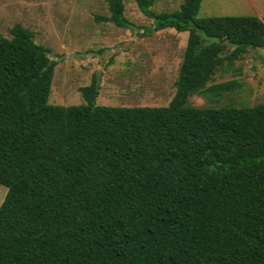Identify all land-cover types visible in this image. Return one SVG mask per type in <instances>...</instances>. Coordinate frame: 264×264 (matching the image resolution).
Here are the masks:
<instances>
[{"label": "trees", "instance_id": "trees-1", "mask_svg": "<svg viewBox=\"0 0 264 264\" xmlns=\"http://www.w3.org/2000/svg\"><path fill=\"white\" fill-rule=\"evenodd\" d=\"M153 1L136 3L156 30L189 32L165 106L97 105L96 74L83 103L50 104L49 49L19 23L0 34V264H264V103L187 105L217 66L264 46V19Z\"/></svg>", "mask_w": 264, "mask_h": 264}, {"label": "rangeland", "instance_id": "rangeland-1", "mask_svg": "<svg viewBox=\"0 0 264 264\" xmlns=\"http://www.w3.org/2000/svg\"><path fill=\"white\" fill-rule=\"evenodd\" d=\"M127 24H116L106 0H0V34L10 38L19 23L56 61L50 104L84 102L81 87L99 78L97 105L165 106L175 81L189 32L174 27L156 30L136 0H122ZM184 0H154L155 13L179 10ZM197 18L257 16L264 19V0H201ZM234 48L224 50L229 53ZM223 86L221 90L212 86ZM264 103V46L247 48L232 64L217 66L205 90L189 96L196 107H247ZM7 188L0 184V204Z\"/></svg>", "mask_w": 264, "mask_h": 264}, {"label": "water", "instance_id": "water-1", "mask_svg": "<svg viewBox=\"0 0 264 264\" xmlns=\"http://www.w3.org/2000/svg\"><path fill=\"white\" fill-rule=\"evenodd\" d=\"M226 48H229V44L226 46Z\"/></svg>", "mask_w": 264, "mask_h": 264}]
</instances>
